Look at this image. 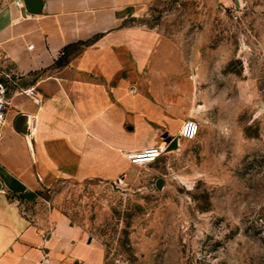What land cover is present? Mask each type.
<instances>
[{"label": "rangeland", "instance_id": "rangeland-1", "mask_svg": "<svg viewBox=\"0 0 264 264\" xmlns=\"http://www.w3.org/2000/svg\"><path fill=\"white\" fill-rule=\"evenodd\" d=\"M138 14L126 24L151 32L199 136L117 181L48 178L36 210L85 227L102 264H264V0H150Z\"/></svg>", "mask_w": 264, "mask_h": 264}, {"label": "crops", "instance_id": "crops-1", "mask_svg": "<svg viewBox=\"0 0 264 264\" xmlns=\"http://www.w3.org/2000/svg\"><path fill=\"white\" fill-rule=\"evenodd\" d=\"M149 1L0 9V72L18 82L0 136V264H102L104 245L85 227L60 210H36L39 192L48 178L117 181L135 165L133 152L178 138L184 90L154 66L151 32L126 24ZM66 47L68 62L56 66ZM29 87L35 99L23 93ZM22 114L28 133L15 125Z\"/></svg>", "mask_w": 264, "mask_h": 264}, {"label": "built area", "instance_id": "built-area-1", "mask_svg": "<svg viewBox=\"0 0 264 264\" xmlns=\"http://www.w3.org/2000/svg\"><path fill=\"white\" fill-rule=\"evenodd\" d=\"M18 6L23 7V0L14 1ZM30 48H33L30 47ZM18 84L13 75L9 73L0 72V136H2V129L8 120V110L11 105L10 101V85ZM23 93L29 97L36 96V89L33 87L25 88ZM35 99V98H34ZM201 125L199 121L189 118L184 121L180 131H178V139L195 140L199 136ZM1 138V137H0ZM168 145H153L141 150L133 152L128 158L132 164L144 165L154 163L159 160L166 151ZM46 238V235H43Z\"/></svg>", "mask_w": 264, "mask_h": 264}, {"label": "water", "instance_id": "water-1", "mask_svg": "<svg viewBox=\"0 0 264 264\" xmlns=\"http://www.w3.org/2000/svg\"><path fill=\"white\" fill-rule=\"evenodd\" d=\"M24 6L26 10L31 14H40L43 11L44 0H23ZM16 128L22 133H28V129L25 126V116L19 115L15 122ZM167 142L170 144L169 149H174L178 147V138H171L167 139ZM161 181L158 182L157 185L160 186Z\"/></svg>", "mask_w": 264, "mask_h": 264}, {"label": "trees", "instance_id": "trees-1", "mask_svg": "<svg viewBox=\"0 0 264 264\" xmlns=\"http://www.w3.org/2000/svg\"><path fill=\"white\" fill-rule=\"evenodd\" d=\"M99 37V35L98 36H96L94 39H90V40H88V41H82V42H79L78 44H76V45H90V44H92L93 42H95V40L97 39ZM68 49H69V47H66V49H65V51H64V54L61 56V57H59V59L56 61V66H63V65H65L67 62H68V60H69V55L67 54V51H68ZM40 194H41V192H39Z\"/></svg>", "mask_w": 264, "mask_h": 264}]
</instances>
